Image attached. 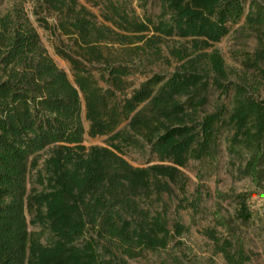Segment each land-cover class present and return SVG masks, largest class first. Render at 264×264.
Here are the masks:
<instances>
[{
    "label": "trees",
    "instance_id": "1",
    "mask_svg": "<svg viewBox=\"0 0 264 264\" xmlns=\"http://www.w3.org/2000/svg\"><path fill=\"white\" fill-rule=\"evenodd\" d=\"M103 1L114 14L107 20L122 30L191 39L193 50L179 52L185 62L175 72H144L130 90L134 70L108 61L102 49L111 30L79 0H37L76 38V55L57 50L71 64L72 81L23 10L0 16V264H129L136 248H165L187 228L170 229L162 212L139 200L170 193L171 183L185 189L180 168L191 160L214 164L223 139L239 177L264 180V97L254 81L231 80L222 56L207 51L243 19L264 33V3L158 0L157 16L136 21ZM260 63L264 49L246 65L259 70ZM87 64L102 66L98 77ZM212 90L220 94L207 112ZM86 134L107 136L108 145L86 147ZM127 150L157 163L135 167ZM251 196H237L243 222L252 217Z\"/></svg>",
    "mask_w": 264,
    "mask_h": 264
},
{
    "label": "rangeland",
    "instance_id": "2",
    "mask_svg": "<svg viewBox=\"0 0 264 264\" xmlns=\"http://www.w3.org/2000/svg\"><path fill=\"white\" fill-rule=\"evenodd\" d=\"M99 1L79 0V3L94 14L98 26L111 30L108 31V38L102 42V49L108 61L128 65L134 70L129 78L130 90L145 80L144 72L171 74L183 66L185 61L180 60L179 52L185 49L191 52L193 40L177 37L156 39L152 32L137 35L126 32L114 23L116 19L107 20V16L114 14L106 2ZM260 1L264 3V0ZM95 2H99V5L94 6ZM112 3L120 14L127 15L130 20L142 21L147 14L157 16L160 12L158 0H148L145 8L139 0H112ZM17 9L28 16L43 47L73 81L71 64L57 50L63 49L76 55V38L61 32V16L41 9L37 0H0V16ZM43 20L50 29L43 26ZM261 49H264V33L250 29L243 19L207 51L218 52L222 56L231 80L254 81L258 86L257 94L264 97V80L259 71L264 69V63H260L259 70L249 69L246 65L256 58L257 51ZM87 66L98 77L102 66ZM219 94L212 90L207 112L213 111ZM84 126L88 130L89 124L85 119ZM107 140V136L90 137L86 134L83 144L86 147L107 146ZM47 156L44 153L40 159V168ZM125 158L135 167L157 163L133 150H127ZM230 160L223 139L218 160L214 164L210 160H191L187 167L180 168L179 179L185 183V189L171 183L170 193H163L159 198L154 193L149 199L139 200L140 206L150 209L152 214L162 212L170 229L180 223L187 231L173 238L165 248L155 251L136 248L133 257L126 256L129 264H264V180L259 185L250 178H240ZM35 176L36 172H31L30 184H33ZM241 194H252L247 201L252 213L248 222H243L239 215L237 196ZM30 218L27 215V219Z\"/></svg>",
    "mask_w": 264,
    "mask_h": 264
}]
</instances>
